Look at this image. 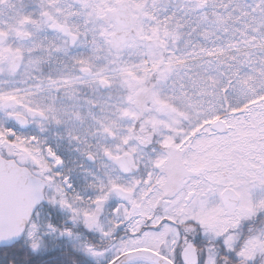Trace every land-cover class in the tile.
<instances>
[{
	"label": "snow or ice",
	"instance_id": "1",
	"mask_svg": "<svg viewBox=\"0 0 264 264\" xmlns=\"http://www.w3.org/2000/svg\"><path fill=\"white\" fill-rule=\"evenodd\" d=\"M0 264H264V0H0Z\"/></svg>",
	"mask_w": 264,
	"mask_h": 264
}]
</instances>
